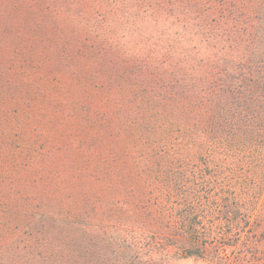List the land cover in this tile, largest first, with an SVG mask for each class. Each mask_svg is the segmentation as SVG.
<instances>
[{
	"label": "trees",
	"instance_id": "trees-1",
	"mask_svg": "<svg viewBox=\"0 0 264 264\" xmlns=\"http://www.w3.org/2000/svg\"><path fill=\"white\" fill-rule=\"evenodd\" d=\"M154 4L145 39L97 32L91 77L122 110L98 100L73 188L0 132V264H264V0Z\"/></svg>",
	"mask_w": 264,
	"mask_h": 264
},
{
	"label": "rangeland",
	"instance_id": "rangeland-1",
	"mask_svg": "<svg viewBox=\"0 0 264 264\" xmlns=\"http://www.w3.org/2000/svg\"><path fill=\"white\" fill-rule=\"evenodd\" d=\"M149 1L0 0V132L4 143L16 130L28 133L38 147L31 158L49 167L54 160L60 176L69 180L62 182L63 193L73 188L67 169L75 170L82 159L81 143L100 122L104 105L98 100L109 95L102 78H92L90 72L96 70L95 44L107 48L110 43L100 40L97 32L145 39L160 31L153 22L158 15L155 0ZM65 47L73 49L66 55ZM113 97L109 95L107 107L115 117L122 107ZM113 121L114 136L106 143L116 149L119 161L127 162L122 124ZM172 264L203 262L188 258L173 259Z\"/></svg>",
	"mask_w": 264,
	"mask_h": 264
}]
</instances>
